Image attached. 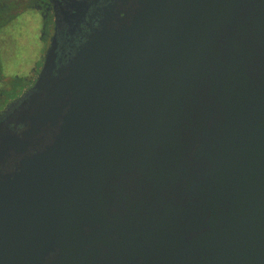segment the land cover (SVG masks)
Here are the masks:
<instances>
[{"label": "water", "instance_id": "1", "mask_svg": "<svg viewBox=\"0 0 264 264\" xmlns=\"http://www.w3.org/2000/svg\"><path fill=\"white\" fill-rule=\"evenodd\" d=\"M141 11L131 35L58 86L57 142L105 144L95 150L154 175L161 221L125 243L124 264H264V0H145ZM75 151L61 157L84 158ZM58 201L0 203V264L73 263L79 232Z\"/></svg>", "mask_w": 264, "mask_h": 264}, {"label": "flooded vegetation", "instance_id": "2", "mask_svg": "<svg viewBox=\"0 0 264 264\" xmlns=\"http://www.w3.org/2000/svg\"><path fill=\"white\" fill-rule=\"evenodd\" d=\"M144 4L0 0V203L27 197L40 207L45 197L58 198L67 227L79 232L67 253L72 264H124L125 243L140 242L160 220L153 174L95 150L105 144L57 142L65 115L58 86L106 40L131 35ZM22 20L35 30L8 29ZM28 33L36 46L22 48ZM65 147L84 158L61 157Z\"/></svg>", "mask_w": 264, "mask_h": 264}, {"label": "rangeland", "instance_id": "3", "mask_svg": "<svg viewBox=\"0 0 264 264\" xmlns=\"http://www.w3.org/2000/svg\"><path fill=\"white\" fill-rule=\"evenodd\" d=\"M23 21V20H22ZM20 24V25H19ZM9 30H11V31H16V32H19V34L20 33H22L23 31H33V30H35V24L34 23H30L29 24V20H28V22H22V23H19V22H17V23H15L14 25H12L11 27H9L8 28ZM20 31H22V32H20ZM18 35V34H17ZM25 35V34H24ZM23 35V36H24ZM19 36H21V35H19ZM33 44V46H34V44H35V46H36V42H35V39H34V37H32L29 33H28V36H25V38H22L21 39V44H20V47H22V48H24V47H26V46H31ZM35 48V47H34Z\"/></svg>", "mask_w": 264, "mask_h": 264}]
</instances>
